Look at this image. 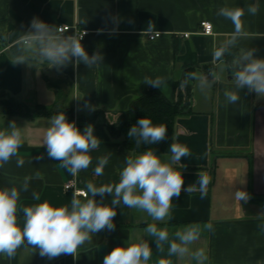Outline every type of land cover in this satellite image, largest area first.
I'll return each instance as SVG.
<instances>
[{
    "label": "crops",
    "instance_id": "0c3cea01",
    "mask_svg": "<svg viewBox=\"0 0 264 264\" xmlns=\"http://www.w3.org/2000/svg\"><path fill=\"white\" fill-rule=\"evenodd\" d=\"M256 2L0 0V46L4 50L0 53V99L6 96L30 107L35 104L53 107L58 95L48 82H67L70 87L67 105L74 110L73 121L81 131L85 125L92 124L94 134L102 141L91 153L92 165L73 177L59 167L58 161L47 156L46 146H41L48 119L29 122L18 117L7 118L1 113L0 105V128L12 120L22 127L24 143L19 155L25 159L22 167H17L14 157L0 168V188L19 186L25 177H30L28 192L21 194V205L36 203L31 195L36 191L40 202L47 200L59 206L70 201L72 190H65V185L71 182L75 188H83L88 180L98 186L118 182L125 156L136 153L125 149L122 138H113L106 124L115 123L120 114L128 112L136 100L151 91L158 90L174 101L175 84L183 78L186 66L195 67L196 74L213 71L215 80L206 95L193 80L192 114L179 117L174 128V142L186 145L191 153L181 160L185 165L184 187L197 183L198 172L207 173L210 177L207 195L202 199L198 191L187 194L182 190L180 197L172 201L171 220L159 226L166 227L172 238L184 225L211 222L215 231L203 232L200 240L191 246L193 250L206 251V264H264V231L258 227L264 223V211L255 201V198H264V97L245 88L240 91L238 105L227 104L223 92L235 90L234 82L228 79L226 62L218 67L211 54L214 46L221 45L234 32L230 21L217 16L218 9L244 7V34L234 50L238 54L240 49L255 48V54L264 58V0H258V14L250 15L246 11L248 4ZM34 17L49 25L71 27L67 35H76L74 28L87 31L81 43L89 55L101 52L103 63L92 68L83 63L60 69L48 67L21 44L22 31L29 29ZM202 22L212 24V36L202 34ZM98 29H103L102 33L98 34ZM151 34H161V37L151 41ZM184 34L190 36L185 38ZM21 56L27 62L15 64ZM146 76L164 77L168 86L161 90L145 85ZM85 102L95 111L85 108ZM110 151L112 155L104 174L95 176L96 157ZM41 155V159H35ZM36 172L40 173L39 178L35 177ZM239 189L250 194L247 202L235 200L234 192ZM111 200V195L106 196L104 203ZM152 222L145 213L121 206L114 218L115 231L96 234L78 250L76 258L61 255L48 260L23 246L11 259L0 256V264H102L104 256L114 247L125 244L128 238L134 242L151 240L144 229ZM150 244L153 248L150 264H158L160 259L171 264H195L190 255L182 259L168 257L167 245L165 253L160 254L155 242Z\"/></svg>",
    "mask_w": 264,
    "mask_h": 264
},
{
    "label": "clouds",
    "instance_id": "9594fccd",
    "mask_svg": "<svg viewBox=\"0 0 264 264\" xmlns=\"http://www.w3.org/2000/svg\"><path fill=\"white\" fill-rule=\"evenodd\" d=\"M246 11L250 15L258 14V0L248 4ZM216 14L234 26L230 37L218 47L214 46L211 51L213 61L220 67L225 63L226 57L233 56V50L238 48L239 40L244 34L242 18L245 16V8L222 6ZM102 31L103 29H98L97 33ZM22 32L23 49L35 54L50 68L60 69L69 64L80 63L92 68L103 63L104 56L101 52L96 51L89 55L82 45L81 40L85 33L82 36L64 35L62 27L49 25L38 17H34L29 29ZM256 52L255 48L240 49L233 56L228 70L235 90H224L227 104L238 105L240 91L245 88L250 93L264 97V58L258 57ZM26 62L27 59L21 56L16 59L15 64ZM191 80H195L200 91L206 95L215 75L213 71L207 74L187 73L181 86H186ZM143 84L161 90L168 86L167 80L161 76H146ZM84 107L95 111L87 102ZM48 124L41 146H46L47 156L58 161L59 167L71 176L78 177L81 171H86L92 165L91 153L102 143L94 134V126L87 124L81 131L75 121L68 120L64 111L50 116ZM127 136L136 148L147 147L135 155L125 156V166L119 173L118 182L98 186L94 181L88 180L83 188L72 190L71 199L66 204L54 206L47 200L40 202V194L33 191L31 195L36 203L22 206L21 194L28 192L30 177H25L19 186L0 188V256L11 259L21 247L28 246L34 253L38 252L42 258L48 260L61 255L76 258L78 250L85 243L91 242L96 234L101 231H115L117 208L124 206L143 212L151 218L153 222L148 223L144 229V233L151 240L140 239L134 242L128 238L125 244L114 247L106 254L102 264H150L153 257L150 241L155 242L157 253L164 254L167 245L168 257L182 259L190 255L195 264H206V251L203 248L193 250L191 246L200 240L203 232L215 231L211 222L184 225L174 232L172 238L167 228L159 225L171 220L172 201L180 197L182 190L187 194L198 191L203 199L208 192L209 175L198 172L197 183L184 187L185 165L181 160L190 157L189 148L173 142L169 146L167 158H162L164 155H157L154 148L150 147L166 139L167 127L163 124H154L150 118L142 117L130 127ZM23 143L22 127L15 120L0 128V168L14 157L17 167L25 164V159L19 155ZM111 155L110 151L96 157L93 169L95 176L104 174ZM41 158L42 155L35 157ZM39 176L40 173L36 172L35 177ZM109 195L112 196L111 202L104 203L105 197ZM234 198L238 202H247L250 194L239 189L234 192ZM258 227L264 231V223ZM158 264H171V261L160 259Z\"/></svg>",
    "mask_w": 264,
    "mask_h": 264
},
{
    "label": "trees",
    "instance_id": "16d2710c",
    "mask_svg": "<svg viewBox=\"0 0 264 264\" xmlns=\"http://www.w3.org/2000/svg\"><path fill=\"white\" fill-rule=\"evenodd\" d=\"M236 51L233 50V56ZM233 56L226 57V64L230 68ZM183 78L175 84L176 99L174 101L168 100L158 90L151 91L146 95L136 100L130 107L128 112L122 113L113 124H106L107 130L113 138H122L123 145L126 150L138 153L147 146L136 148L134 142L129 139L127 132L138 119L147 117L152 120L154 124H163L167 127V137L164 141L152 145L157 155H168L169 146L174 142V128L176 120L181 116H188L192 114V89L193 80L189 81L186 86L182 87L187 73H193L195 67L186 66ZM48 86L58 95V102L53 107H46L41 104H35L30 107L24 102L17 101L14 98L2 96L0 99L1 113L7 118H22L29 122L37 119H48L50 116L56 115L60 112H65L69 121L74 120V110L67 105V93L59 88L55 82H48ZM258 204H262L264 208V198H255Z\"/></svg>",
    "mask_w": 264,
    "mask_h": 264
},
{
    "label": "built area",
    "instance_id": "2783aa9c",
    "mask_svg": "<svg viewBox=\"0 0 264 264\" xmlns=\"http://www.w3.org/2000/svg\"><path fill=\"white\" fill-rule=\"evenodd\" d=\"M62 27V31L64 35H67L72 28L69 26H60ZM201 28H202V34L205 36H212L213 35V26L212 24H210L209 22H202L201 23ZM76 31V36H82L84 33L85 35L83 36V39L88 35L87 31H79L77 28H74ZM190 36V34H184L185 38H188ZM161 37V34H151L149 36V39L151 41L157 40ZM4 50L2 49V47L0 46V53H2ZM75 189V183L71 182L67 185H65V190L70 191Z\"/></svg>",
    "mask_w": 264,
    "mask_h": 264
},
{
    "label": "rangeland",
    "instance_id": "374dc122",
    "mask_svg": "<svg viewBox=\"0 0 264 264\" xmlns=\"http://www.w3.org/2000/svg\"><path fill=\"white\" fill-rule=\"evenodd\" d=\"M229 79V78H228ZM56 85H58V87H61L62 89H64L65 90V92L67 93L70 89V87H69V84L67 83V82H63V81H58V82H56ZM255 201H256V199H255ZM252 203H254V202H252ZM260 205V207L263 209V211H264V208L262 207V204H259Z\"/></svg>",
    "mask_w": 264,
    "mask_h": 264
}]
</instances>
